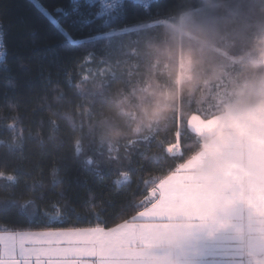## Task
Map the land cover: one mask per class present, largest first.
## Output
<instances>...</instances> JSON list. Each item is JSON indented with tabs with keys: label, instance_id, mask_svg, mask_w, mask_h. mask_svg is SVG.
Returning a JSON list of instances; mask_svg holds the SVG:
<instances>
[{
	"label": "trees",
	"instance_id": "16d2710c",
	"mask_svg": "<svg viewBox=\"0 0 264 264\" xmlns=\"http://www.w3.org/2000/svg\"><path fill=\"white\" fill-rule=\"evenodd\" d=\"M39 2L50 9L53 6L72 8V0ZM186 13L191 14V21L182 37L168 26L159 24L165 20L177 23ZM59 19L69 27L67 18L61 15ZM0 21L6 32L7 66L20 83L19 90H8L12 101L18 104L15 112L23 118L18 129L23 127L25 136L29 129L33 134L39 130L36 122L48 113L35 109L45 103L46 95L50 101L56 95L52 89L57 88L63 99L53 108L59 113L53 119L60 124V132L55 135L63 136L65 130L74 125L85 148L94 143L105 156H117L125 165L123 171H129L126 167L129 162L136 169L130 172V187L119 196L111 186L115 173L102 172L100 176H92L81 170V184L87 178L97 200L115 201L112 206L106 205V212L96 210L100 212L102 226L107 229L132 221L147 207L151 190L203 148L208 138L200 137L190 129L191 117L209 120L230 109L255 103L254 93L259 90L261 74H264V58L259 54H247L249 47L258 45L264 37V0H157L147 9L128 2L106 29H101L100 21L87 27H70L76 37L98 29L125 32L105 41V49L99 43L89 46L94 54V64L111 65L113 75L93 77L80 83L81 76L86 74V65L82 68L77 64L69 66L66 72L57 71V66L64 60V37L30 0H0ZM143 25L149 27L142 28ZM139 27L141 29L135 30ZM32 29H35L34 35ZM178 52L191 56L194 72L200 79L195 85L178 83L179 71L168 59V54L177 56ZM22 60L28 62L26 69L19 66ZM45 68L51 71L50 85L42 79ZM7 75L9 72L0 65V92L5 91L3 81ZM219 79L228 80L234 90L233 95L220 103L217 95ZM153 113L156 117L149 119ZM12 114V109L3 108L5 117ZM4 123L11 121L6 119ZM48 132L49 127L45 124L43 135L47 137ZM8 135L0 128V138ZM175 145L180 146L179 154H171L168 150ZM52 151L57 156L66 155L68 145L53 147ZM25 152L32 154L31 159L38 160V141L27 140ZM43 167L47 173L49 164L45 162ZM0 168L6 173L12 171L10 167L0 165ZM25 170H30L27 165ZM20 179V187L24 180L29 184L32 182L28 176H20ZM49 179L46 175V184ZM137 186L139 191H136ZM133 191L139 205L117 216L120 207L126 203L125 193ZM70 192L73 195L79 193V201L87 194L84 187L75 183ZM29 195L30 192L17 199L23 201ZM74 207L83 218L77 222L72 216L69 223L87 227L98 222L95 216L87 217L81 203ZM9 215L24 219L18 217L16 210H11Z\"/></svg>",
	"mask_w": 264,
	"mask_h": 264
},
{
	"label": "snow or ice",
	"instance_id": "6c2138e0",
	"mask_svg": "<svg viewBox=\"0 0 264 264\" xmlns=\"http://www.w3.org/2000/svg\"><path fill=\"white\" fill-rule=\"evenodd\" d=\"M30 3L64 37L62 46L64 60L57 66V71L66 72L69 66L80 64L83 68V65L93 63L94 54L89 50V46L99 43L105 49V41H110L119 34L98 29L76 37L70 27L77 25L87 27L100 21L101 29H106L111 20L123 11L124 0H72L70 10L60 6H53L50 9L39 0H30ZM61 15L68 19L69 27L61 23L59 19ZM31 34H35V29L31 30ZM5 36L3 22L0 21V65L9 72L3 81L5 91L0 92V128L9 133L6 138H0V165L12 169L6 173L0 168V181L7 182L0 183V264H80L81 258L74 254V250L88 239L85 234L98 228L107 229L106 226H102L100 212L96 210L106 212V205L115 204L111 199L97 200L88 186V179H83L81 184V170L92 176H100L102 172L115 173L111 186L117 190L116 195L119 196L130 187L132 183L130 172L136 169H133L132 163L129 162L126 166L129 171H123L125 165L117 156L111 154L105 156L103 150L98 149L94 143H89L85 148L82 138L76 135L74 125H70L63 136L55 135L60 132V124L57 119H53L59 115L53 108L63 99L57 88L52 89L56 95L50 101L46 95L45 103L35 109L36 112L48 113L36 122L39 130L33 134L29 129L25 136V129L23 127L18 129L17 125H22L23 118L15 112L18 104L12 101L8 90H19L20 83L10 74L7 66ZM19 66L26 69L28 62L22 60ZM87 75H82L79 83L84 81ZM42 79L49 85L52 83L51 71L47 68L42 70ZM4 107L12 109L13 114L5 117ZM6 119L11 123H4ZM45 124L49 127L47 137L43 135ZM32 139H36L39 144L38 160L31 159L32 154L25 152L26 141ZM64 144L68 145V153L57 156L52 148H59ZM45 162L49 164L47 173L43 167ZM26 165L30 170H25ZM46 175L50 177L47 184ZM20 176L31 177V184L24 180L23 187H20ZM73 183L87 190L82 201L78 200L79 193L71 194ZM139 190L137 186L136 191ZM144 190L147 191L146 184ZM29 192L28 199L23 201L17 199ZM125 194L126 203L120 207L117 216L124 215L130 207H137L140 203L134 200L136 192ZM78 202L81 203L87 217L95 216L98 222L94 226L80 227L75 223H69L72 216L76 217L77 222L83 218L74 207ZM11 210H16L18 217L24 219L11 217L9 215Z\"/></svg>",
	"mask_w": 264,
	"mask_h": 264
},
{
	"label": "crops",
	"instance_id": "0c3cea01",
	"mask_svg": "<svg viewBox=\"0 0 264 264\" xmlns=\"http://www.w3.org/2000/svg\"><path fill=\"white\" fill-rule=\"evenodd\" d=\"M189 127L212 150L203 147L160 181L132 221L86 233L74 250L80 264H253L264 255V191L253 162L264 141V108L255 102L209 120L193 116ZM226 161L250 174L237 168L239 179L226 176Z\"/></svg>",
	"mask_w": 264,
	"mask_h": 264
},
{
	"label": "rangeland",
	"instance_id": "374dc122",
	"mask_svg": "<svg viewBox=\"0 0 264 264\" xmlns=\"http://www.w3.org/2000/svg\"><path fill=\"white\" fill-rule=\"evenodd\" d=\"M191 14L186 13L184 15H182V17L179 19V21L177 23H174L172 21L169 20H165L160 22L159 24H164L166 26H168L169 28L173 29L175 32H177L179 34L180 37H182L183 35L186 34L185 29L186 27H189V22L191 21ZM144 27H149L148 25H143L142 28ZM141 29V27L135 29L138 30ZM131 30H128V32ZM119 33L116 36H120L122 33L125 32H117ZM190 35V32H189ZM260 43L256 46H252L249 47V50L247 52V54L249 53L251 54H259V48H260ZM168 59L170 61V64H172L173 66H175L178 71H179V75H178V83L182 84L183 82H187V84H191V85H195L196 82H198L199 77L198 74H195V70H194V63L193 60L191 58V56L188 53H180L178 52V55L175 56L173 54H168ZM171 61H173L174 63L176 62L177 65H175L174 63H171ZM86 65V74L87 78L86 79H91V78H95V77H107V76H112L114 73V69L111 65H108L106 63H100L98 65H95L94 62L93 63H89V64H85ZM90 70V71H89ZM89 71V73H88ZM217 87L219 88V97H218V101L219 103L222 102L223 100L227 99L228 97H230L231 95L234 94V90L233 88H231L228 85V80H224V79H219L217 80ZM206 82V81H205ZM190 85V86H191Z\"/></svg>",
	"mask_w": 264,
	"mask_h": 264
},
{
	"label": "clouds",
	"instance_id": "9594fccd",
	"mask_svg": "<svg viewBox=\"0 0 264 264\" xmlns=\"http://www.w3.org/2000/svg\"><path fill=\"white\" fill-rule=\"evenodd\" d=\"M259 43L261 45L259 48V55L262 58H264V37L260 39ZM254 97L256 99L257 105L260 108H264V74H261V79L259 81V90L256 93H254ZM155 117H156V113H153V115L150 116L149 119H154ZM257 143H259L260 145L259 148L257 149V151L260 153V160L253 162L257 163L261 169V171L257 173V179L259 181V188L262 191H264V141H257ZM202 146L207 151L212 150V146L209 144L208 141H205ZM223 168L226 176L231 175L233 176V178L236 179H239V177L236 176V174L233 172V169L239 168L240 171L243 172L245 176L250 174L246 169L242 168L241 165L232 161L224 162ZM241 196H243V193H241ZM261 198L264 199V196H262ZM249 203H251L250 200ZM257 211H260V209H257Z\"/></svg>",
	"mask_w": 264,
	"mask_h": 264
},
{
	"label": "built area",
	"instance_id": "2783aa9c",
	"mask_svg": "<svg viewBox=\"0 0 264 264\" xmlns=\"http://www.w3.org/2000/svg\"><path fill=\"white\" fill-rule=\"evenodd\" d=\"M155 1H157V0H140V2H141L140 3L139 0H124V6L128 2H134V3H137V4L143 6L144 8L147 9ZM5 46H6V43H5ZM168 150L171 154H179L181 152L179 145L172 146Z\"/></svg>",
	"mask_w": 264,
	"mask_h": 264
},
{
	"label": "water",
	"instance_id": "95a60500",
	"mask_svg": "<svg viewBox=\"0 0 264 264\" xmlns=\"http://www.w3.org/2000/svg\"><path fill=\"white\" fill-rule=\"evenodd\" d=\"M203 1H207V0H203ZM253 264H264V255L254 257Z\"/></svg>",
	"mask_w": 264,
	"mask_h": 264
}]
</instances>
